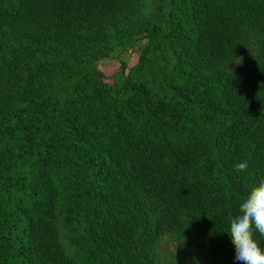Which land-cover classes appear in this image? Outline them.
<instances>
[{"label":"trees","instance_id":"16d2710c","mask_svg":"<svg viewBox=\"0 0 264 264\" xmlns=\"http://www.w3.org/2000/svg\"><path fill=\"white\" fill-rule=\"evenodd\" d=\"M262 180L264 0H0V264H236Z\"/></svg>","mask_w":264,"mask_h":264},{"label":"clouds","instance_id":"9594fccd","mask_svg":"<svg viewBox=\"0 0 264 264\" xmlns=\"http://www.w3.org/2000/svg\"><path fill=\"white\" fill-rule=\"evenodd\" d=\"M247 161L235 165V171L246 170ZM264 236V180L252 187L230 219L228 236L235 249L236 264H264V249L255 234Z\"/></svg>","mask_w":264,"mask_h":264},{"label":"rangeland","instance_id":"374dc122","mask_svg":"<svg viewBox=\"0 0 264 264\" xmlns=\"http://www.w3.org/2000/svg\"><path fill=\"white\" fill-rule=\"evenodd\" d=\"M138 51V45H133L132 47L120 52L116 58H104L100 60L98 68L103 73L104 79L110 82L112 75L119 71L121 63H124L126 66L125 69L132 65Z\"/></svg>","mask_w":264,"mask_h":264}]
</instances>
